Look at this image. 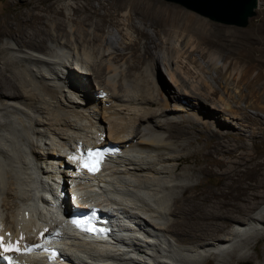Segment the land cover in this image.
<instances>
[{
	"label": "bare ground",
	"instance_id": "1",
	"mask_svg": "<svg viewBox=\"0 0 264 264\" xmlns=\"http://www.w3.org/2000/svg\"><path fill=\"white\" fill-rule=\"evenodd\" d=\"M126 1L144 6L145 21L161 17L165 24L179 18L153 0ZM44 2L56 14L71 11L69 4L52 8L57 0ZM43 8L34 2L17 17L0 15V235L5 243L9 234L13 243L23 236L22 249L43 246L28 255H7L19 264H207L211 258L234 264L233 259H248L264 239V202H252L264 198V182L247 183L240 194L244 204L232 214L207 212L216 220L206 225L204 241L182 243L183 235L193 236V229H175L185 217L181 192L193 185L179 170L191 140L182 137L187 127L174 128L198 121L213 137L220 133L206 142L213 164L224 166L232 156L239 164L243 158L253 160L264 155V137L255 138L264 134V122L246 108L264 110L262 92L251 85L244 101L226 79L221 82L225 94L235 99L221 94L224 107L216 101L210 107L211 94L220 90L203 75H195L199 86L191 84L195 72L190 76L181 60L186 53L191 57L186 50L191 42L184 43L178 29L161 28L158 51L146 43L147 54L137 57L139 39L129 31L118 40L132 51L126 56L109 51L108 45L116 44L109 36L85 38L71 21L62 30L65 20H53ZM123 16L126 26L135 27L131 10ZM160 52L171 80L168 89L157 78ZM212 62L214 68L228 66L219 57ZM249 73L243 70L245 77ZM225 135L236 143L222 139ZM97 146L109 152L95 174L69 159ZM210 194L218 197L217 191ZM193 196L187 197L189 203ZM189 207L193 218L195 205ZM89 209L97 211L106 233L69 223L76 211Z\"/></svg>",
	"mask_w": 264,
	"mask_h": 264
},
{
	"label": "rangeland",
	"instance_id": "2",
	"mask_svg": "<svg viewBox=\"0 0 264 264\" xmlns=\"http://www.w3.org/2000/svg\"><path fill=\"white\" fill-rule=\"evenodd\" d=\"M57 1L58 2H55L52 8L64 7V5L69 4L68 7L71 11L67 13L63 10L56 14L54 9L51 10L48 4H45L44 0H0V15L9 14L11 17H17L25 13L30 8L31 4L36 2L40 4L42 8L44 7V13L50 11V17L53 20L56 18L65 20L62 30L66 31L71 21L74 27L79 28L80 33L85 38H89L90 35L95 36L96 33H100L105 37L109 36L116 42L115 45H108L109 51L115 50L126 56H132V51L121 47L118 40L127 35L130 31L129 34H135L136 38L139 39L137 48L133 51L136 57L137 55L147 54V49L144 47L146 43L151 45V51H158L155 41L156 39L159 41L162 37L159 32L161 28L178 29L179 34L185 37L184 43L187 41L191 42L189 43L190 45L188 44L189 47L187 45L188 48L186 50L190 52L191 57H194L193 62L190 63L191 57H189L187 53L181 56L182 63L186 70L191 72L190 76L195 72L193 74L194 76L190 77L191 84L194 83L196 86H199L197 82L198 77L195 75H203L206 79L210 80L215 88L220 90L216 94H211V100L209 99L207 102L210 107L215 101L220 107H224V104L220 102L221 94L224 97L226 96L225 98L227 99H235L225 94V89L222 87L221 82L225 83L226 79H228L231 84L233 83L235 85L234 87L236 90L242 92L244 101H246L247 94L249 96L251 95V93H249L251 85L262 92V98L264 99V89L261 88L264 82V0H258V7L255 9L254 14H252L247 23L242 26L225 23L202 15L179 2L171 0H153L155 3H158L157 7H161L167 15H170L171 12L178 14L179 18L177 21L171 18L168 23L165 24H163V18L161 17L146 21L143 20L140 11L144 9V6L137 3L131 5L126 0ZM127 10H131L132 12L133 25L135 27H128L123 23V13ZM127 28L129 30H127ZM118 45L119 47H114ZM160 54L161 56L157 62V78L163 89H168L167 87L171 84V80L165 67L164 53L160 52ZM214 57H219L223 63H227V68H223L222 66L214 68L212 62ZM246 68L250 70V73L245 77L243 70ZM240 71L243 76L240 74ZM258 73H260L261 76L257 79L255 76L258 75ZM230 74L231 76H229ZM148 81L151 82V85L148 84L151 87L150 90H153L152 88L154 86L152 79L150 80L149 78ZM254 82H256V86ZM95 87L96 86L93 85L90 89L93 96L95 94L92 89ZM250 99L252 100V97H248V100ZM254 99L255 97H253V100ZM186 100L188 101V99ZM247 106L246 110L249 113H253L254 115L259 114L257 115L258 118L264 122V110L249 105ZM194 124L193 127L185 125H176L175 128L173 127L174 129L187 127L189 132H187L188 134L186 132L183 133L182 137L185 138L188 136L187 138L191 140V142L188 141L183 148L187 153L179 160L180 172H185L194 185H191L190 188L181 192V197L183 198L181 202L183 203L181 204V211H183L182 214L185 217L180 225L175 226V229H180L183 232H185V230L192 231L191 229H193V236L186 237L183 235L181 242L183 241L182 243L184 244H196L204 241L205 237L207 238V236L204 235V231L213 220H216L208 219L206 216L207 212L209 214L211 212L214 214H219V212L222 214H232L244 204L240 194L244 192L243 188L247 183L264 182V155H259L253 160L243 158L240 164L237 161L239 158L236 156H232L230 158L231 161L227 162L224 166L213 164L209 161L207 156L206 142L207 140L219 138L220 133H215L213 137L212 132L208 131L200 122L197 121ZM246 136L250 141L248 133H246ZM263 137L264 134L258 133L255 138L261 139ZM222 139L231 140L232 143H236L234 138L229 135H225ZM224 172H226L227 177L225 180L223 178ZM211 190L217 191L218 197L212 196V194H210ZM191 195H194L192 197L194 200L189 203L187 197ZM258 200L264 202V198L253 199L252 202H257ZM191 204H194L196 208V214L193 218L189 215L191 210L189 206H191ZM183 206L186 207L183 208ZM242 216H245V214ZM184 220H186V223ZM196 232L201 233L197 234ZM194 233L196 235H194ZM263 259L264 239L260 240L257 246L251 249V256L248 259L244 261L233 259V262L234 264H258L262 262ZM216 263V260L211 258L207 264Z\"/></svg>",
	"mask_w": 264,
	"mask_h": 264
},
{
	"label": "water",
	"instance_id": "3",
	"mask_svg": "<svg viewBox=\"0 0 264 264\" xmlns=\"http://www.w3.org/2000/svg\"><path fill=\"white\" fill-rule=\"evenodd\" d=\"M213 19L235 25H245L254 14L257 0H171Z\"/></svg>",
	"mask_w": 264,
	"mask_h": 264
},
{
	"label": "snow or ice",
	"instance_id": "4",
	"mask_svg": "<svg viewBox=\"0 0 264 264\" xmlns=\"http://www.w3.org/2000/svg\"><path fill=\"white\" fill-rule=\"evenodd\" d=\"M107 153L102 150H92L88 149L86 152L81 153L79 156L73 155L69 157L70 160L80 161V167L82 169H86L88 172L95 174L100 170V167L103 163L104 157ZM74 225L77 227H81L85 231H103L102 229H96L95 227H87V224L90 221H82L79 219H75L72 221ZM11 234H9V240L5 243L3 235H0V259L6 261V264H19L18 260L14 259L11 255H7V253L15 252L18 255H28L35 251L37 248H42V245L36 246H27L25 245L24 248H21V240L24 239L23 236L20 237L15 243L11 241L10 238ZM53 258L55 257L56 253L53 252Z\"/></svg>",
	"mask_w": 264,
	"mask_h": 264
}]
</instances>
